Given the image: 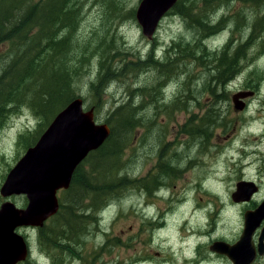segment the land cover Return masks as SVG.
Returning <instances> with one entry per match:
<instances>
[{
    "label": "rangeland",
    "instance_id": "374dc122",
    "mask_svg": "<svg viewBox=\"0 0 264 264\" xmlns=\"http://www.w3.org/2000/svg\"><path fill=\"white\" fill-rule=\"evenodd\" d=\"M140 2L125 0V10L118 14L108 9L106 0H84L87 7L84 6V20L80 25V48L90 49L89 39L95 38L92 42L95 51L102 54L112 49L113 63H124L123 70L107 86L106 92L99 91L103 101L100 102V113H95L100 123H105L115 105L123 103L128 86L132 90L139 83L152 87L161 78L152 63L146 72L136 73L131 72L130 65L124 72L126 64L136 62L138 58L146 61L152 51L156 59L164 62L166 49L173 41L191 42L192 45L198 37L194 29H189L181 17L171 12L149 39L130 14L134 9L137 11ZM243 3L236 0L215 8V13L220 18L225 17L227 22L222 31L206 40L204 46L209 51L221 49L232 37L239 43L249 39L251 30L244 24H241L242 30L234 28L237 19L241 21L249 12ZM213 11L202 15H210ZM254 19L255 14L249 12L250 22ZM258 34L257 44L253 41L246 58L240 60L241 74L237 79L223 87L213 83L221 94L214 96L203 89L208 73L201 74L191 84H186V76L168 82L165 86L168 102L189 93V87L198 89L195 95L189 94L188 100L192 103L189 111L171 110L164 115L165 109L161 111L147 105L145 117L149 118L151 109L158 116L150 123L151 131L145 144L127 151L124 186L110 193L106 202L97 208L81 206L74 218L71 217L73 208L70 216L64 213L63 223L55 230L58 234L54 233L56 224L53 221L47 223L41 238L38 230L31 231L32 253L23 263L197 264L196 256L201 258V254H207L209 249L211 238L205 234L215 228L218 233L215 237L219 236L221 225L231 217V212L239 218L246 209L253 207L236 202L231 205L230 197L238 192V183L256 182L262 189L260 201H264V26L259 28ZM9 45L0 46V55ZM93 64L97 68L98 59L94 58ZM183 69L191 71L195 77L202 72L190 60ZM176 82L181 84L176 86ZM239 91L256 93L247 100L248 105L243 111H236L232 101ZM80 95L87 101V107L94 104L96 93H91L89 87H83ZM139 95L137 93L136 97ZM19 111L10 112L1 123L0 189L10 170L25 154L19 137L34 133L40 122L28 109ZM199 127V130L209 131L211 137H208L209 132L206 137L197 136ZM166 163L167 169L163 167ZM59 198L63 203L66 192H60ZM9 200L17 208H24L28 202L22 195H13ZM5 201L0 194V206ZM223 210L229 214L221 212ZM25 233L20 230V234Z\"/></svg>",
    "mask_w": 264,
    "mask_h": 264
},
{
    "label": "trees",
    "instance_id": "16d2710c",
    "mask_svg": "<svg viewBox=\"0 0 264 264\" xmlns=\"http://www.w3.org/2000/svg\"><path fill=\"white\" fill-rule=\"evenodd\" d=\"M106 1L108 9L118 14L124 12L125 0ZM234 1L236 0H178L169 13L181 17L189 29L196 31L198 37L194 43L191 45V42L173 41L166 49L167 58L164 62L156 59L152 51L148 60L138 58L136 62L126 64L124 72H127V65H130L131 72L136 73L146 72L152 63L161 78L152 87L139 83L132 90L128 86L123 103L115 105L109 112L105 123L110 126L112 133L76 170L70 189L66 191V200L61 202L60 211L50 220L56 224L55 234H58L55 230L59 223H63L64 213L70 216L73 208L71 217L74 218L81 206L84 209L97 208L106 202L105 198L110 193H115L124 186V181H127V176L123 174L127 151L145 144L151 131L150 123L158 116L151 109L149 118H146L144 109L147 105L161 111L165 109L164 115L171 110L189 111V105L192 104L188 100L189 94L195 95L199 92L198 89L189 87V93H185L183 97L178 95L176 101L174 99L168 102L165 88L168 82H174L179 76H186V84H191L201 74L208 73V79L204 78L203 89L215 96L221 93L217 92L218 86L214 82L223 87L241 74L240 60L246 58L253 41L257 44L258 30L264 26V0H242L249 12L255 14L252 22L249 20V12H246L241 21L238 18L234 24V28L241 29V24H244L251 30L245 43L235 42L232 37L224 47L216 51H209L204 46L206 40L222 31L227 22L225 17L220 18L215 13V8ZM84 6V0H0V46L10 44L0 55V129L2 120L10 112L20 110V113L28 109L40 122L34 133L19 137V144L26 151L37 143L58 113L81 97L83 87H89L91 93H96L93 97L94 104H88V108H94L100 113V102L103 99L99 91L103 89L106 92L107 86L116 80V76L124 68V63H113L115 56L112 49L102 54L94 50L92 42L95 38L89 39L90 49L80 48L79 32L85 15ZM212 10L214 11L210 15H202ZM108 14L110 15L109 11ZM130 14L136 19V9ZM207 16L209 17L206 18ZM204 55L206 60L203 59ZM94 58L98 59L97 68L93 64ZM188 60L202 70L196 77L191 71L183 69ZM175 84L178 86L181 83ZM137 93H140L139 97H136ZM84 102L87 105V101ZM42 128L45 130L41 131ZM199 132L197 136L206 137L209 131ZM208 137H211V133ZM167 165L168 163L163 167L167 169ZM81 191L83 193L78 200ZM42 231L39 230V236Z\"/></svg>",
    "mask_w": 264,
    "mask_h": 264
},
{
    "label": "water",
    "instance_id": "95a60500",
    "mask_svg": "<svg viewBox=\"0 0 264 264\" xmlns=\"http://www.w3.org/2000/svg\"><path fill=\"white\" fill-rule=\"evenodd\" d=\"M177 2L141 0L136 19L146 37H154L162 20ZM254 95L251 91L236 93L232 98L235 110L243 111L247 107L245 100ZM111 133L110 126L98 122L95 109H89L81 97L58 113L37 143L10 170L1 188L3 197L23 195L27 197L28 205L19 209L6 202L0 208V264H19L27 260V240L17 233V229L43 227L58 214L61 206L58 192L70 188L76 170L90 153L97 151L109 139ZM242 186L240 184L238 189ZM238 194H235V199L236 196L239 198ZM247 235L244 232L241 243L226 248L234 264H252L255 258L251 252L245 263L237 261L239 248L248 246L245 242Z\"/></svg>",
    "mask_w": 264,
    "mask_h": 264
},
{
    "label": "flooded vegetation",
    "instance_id": "af4514ba",
    "mask_svg": "<svg viewBox=\"0 0 264 264\" xmlns=\"http://www.w3.org/2000/svg\"><path fill=\"white\" fill-rule=\"evenodd\" d=\"M247 100H249V98L245 100L246 104L248 105ZM240 184L243 186H242V189L239 190L238 187ZM69 189L60 190L58 192V198H59L60 192H66ZM237 191L239 192L238 194L239 198L236 196V199H235L234 197L235 195L232 194L230 197L232 201L231 205L234 206L236 203H239L242 206L252 205L253 207L246 209L245 212L242 215H240L239 218L238 216L234 217V213L231 212V217H227L224 220L225 222L221 225V229H220L221 232L219 236L215 237L218 234L215 228L211 232L205 234L207 235V237L211 238L210 243H209V249H208L207 254L206 252L201 254V258L200 256L199 257L196 256L197 264L198 263L234 264V262L229 257V250L226 248H232V247L237 246L239 243H241V240L244 237V232L248 233L246 241H245L246 244H248V246L246 247V249L239 248L240 256H238L237 261L245 263L248 254L250 253V256H251V252H252V254H255V258L252 264H264V201H260V197L262 195V189L260 188L258 184H256V182L249 180V181H242L238 183ZM3 198L6 199L4 203L10 202L14 204V202L9 200L10 197L8 198L3 197ZM26 204L28 205V202ZM60 205H61V200H60ZM26 207L27 206H25L24 208H19V209H25ZM60 209H61V206H60ZM221 212L229 214L225 210ZM51 219H49L43 227H37V228L36 227H23V228L17 229V233L19 234H20V230H25L26 232L25 235L23 236L26 238L27 244L29 247L28 258L30 256V253H32V246L29 243L30 236H31L30 232L38 230V236H39V230H44L47 227V223ZM261 239H263L261 241L262 244H260ZM207 242H208V239L206 243ZM206 243H200V244H206ZM261 248H262V251H261ZM19 264H24V263L21 262Z\"/></svg>",
    "mask_w": 264,
    "mask_h": 264
}]
</instances>
